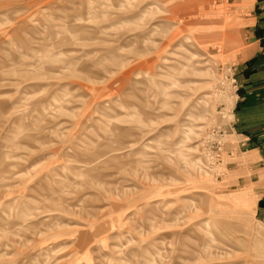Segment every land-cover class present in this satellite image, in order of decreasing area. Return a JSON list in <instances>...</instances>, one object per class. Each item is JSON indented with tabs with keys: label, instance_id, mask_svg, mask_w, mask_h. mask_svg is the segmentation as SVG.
<instances>
[{
	"label": "rangeland",
	"instance_id": "obj_1",
	"mask_svg": "<svg viewBox=\"0 0 264 264\" xmlns=\"http://www.w3.org/2000/svg\"><path fill=\"white\" fill-rule=\"evenodd\" d=\"M248 7L0 0V264H264Z\"/></svg>",
	"mask_w": 264,
	"mask_h": 264
},
{
	"label": "crops",
	"instance_id": "obj_2",
	"mask_svg": "<svg viewBox=\"0 0 264 264\" xmlns=\"http://www.w3.org/2000/svg\"><path fill=\"white\" fill-rule=\"evenodd\" d=\"M242 21L244 45L234 69L238 89L234 131L249 147L248 153L258 158L253 168L263 178L255 215L264 224V0H249L248 14Z\"/></svg>",
	"mask_w": 264,
	"mask_h": 264
},
{
	"label": "bare ground",
	"instance_id": "obj_3",
	"mask_svg": "<svg viewBox=\"0 0 264 264\" xmlns=\"http://www.w3.org/2000/svg\"><path fill=\"white\" fill-rule=\"evenodd\" d=\"M256 198V197H255ZM252 204L255 206L256 205V201H253Z\"/></svg>",
	"mask_w": 264,
	"mask_h": 264
}]
</instances>
